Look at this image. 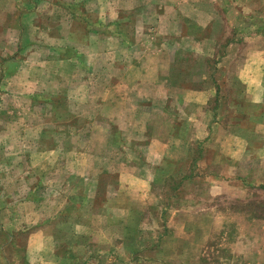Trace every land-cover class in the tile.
I'll use <instances>...</instances> for the list:
<instances>
[{
	"label": "crops",
	"instance_id": "obj_1",
	"mask_svg": "<svg viewBox=\"0 0 264 264\" xmlns=\"http://www.w3.org/2000/svg\"><path fill=\"white\" fill-rule=\"evenodd\" d=\"M222 3L224 8L220 7ZM230 3L234 6H228ZM216 5L218 8L212 12H204L192 1L172 0L168 6L158 7L153 29L167 32L169 38L152 43L145 50L136 47L139 43L137 35V42L131 45L121 32L104 35L102 40L106 42L113 38L120 40L118 49L110 46L104 51L105 60L108 59L105 65H110L105 69L110 86L105 88L111 93L120 92L122 100L128 99L131 111L128 117L116 119L131 136L134 129L136 132L141 129L143 135L136 140V147H130L121 130L116 131V138L111 141V146L118 147V152L109 159L110 163L113 162L111 158L119 160L118 177L114 184L105 186V191L113 190L114 194L97 199L101 175L110 176L112 173L110 168L98 171L93 161V170L98 171V177L94 185L92 182L88 201L57 200L56 207H60L53 213V218L43 210L36 217L27 215V221L35 223V226L26 233L25 246L21 251L17 247L21 234L16 230L19 214L15 200V191L19 188L15 182L2 185L6 181L4 175L14 170L11 163L9 167H2L9 171L0 174V264H20L16 263L18 252L23 255L21 264H74L75 258L80 264H103L95 256L89 257L90 247L85 243L88 234H94L93 231L98 229L105 232L107 239L125 246L129 235L134 233L140 222L145 221L146 212L160 204L163 178L182 177L178 189V198L181 199L193 183L194 187L202 189L204 182H215L217 189L224 190L225 181L231 180L233 194L238 198L247 197L251 189L264 184V0H216ZM219 10L222 16L215 13ZM123 19L117 16L119 23ZM221 24L224 32L214 34V26ZM195 26L202 31L201 34L194 33ZM15 27L12 26L14 30ZM120 48L123 54H118ZM58 51L63 52L64 47L60 46ZM132 51L135 54L131 56ZM180 52L185 53L184 57L177 55ZM86 55L88 60L95 57L91 52ZM74 57L76 59H72ZM77 58L73 54H60L54 62L76 60L73 62L78 66L81 58ZM118 63L120 71L117 73ZM17 64L19 61L15 57L5 60L3 69L6 77H17L16 69H11ZM114 65L115 74L109 71ZM85 83H77L76 96L88 95ZM132 95L141 97L140 102H131ZM149 127L151 135L145 140V131ZM162 128L165 129L162 131ZM194 144L201 147L198 167L194 162ZM52 145L36 153L27 151L19 155L28 164H32L34 155L38 160L49 150L57 151L58 157V150H61L59 141ZM180 146L181 153L175 159L173 150ZM69 154L74 166L73 180L74 176L80 180L79 175L87 170H81L83 155L90 166L89 159L98 157L81 149ZM100 157L107 158L106 155ZM9 159L13 160L10 155ZM39 173L44 174L42 170ZM36 183H41V186ZM45 183L48 185L43 177H38L35 183L31 182L26 187L28 195L25 199L31 213L42 207L38 202H44L43 196L39 198L34 192L51 190ZM56 188L60 190L61 186L55 185L52 190ZM72 189L75 191L74 181ZM80 189L78 184L76 190ZM88 189L91 188L88 186ZM261 220L264 221V217ZM54 222L64 224L63 230H51L52 226L48 224ZM251 234L236 240L241 243L238 253L252 248ZM105 252L113 253L111 249ZM82 256L89 259L83 262Z\"/></svg>",
	"mask_w": 264,
	"mask_h": 264
},
{
	"label": "rangeland",
	"instance_id": "obj_2",
	"mask_svg": "<svg viewBox=\"0 0 264 264\" xmlns=\"http://www.w3.org/2000/svg\"><path fill=\"white\" fill-rule=\"evenodd\" d=\"M171 1L0 0V174L8 173L9 169L4 171L2 167H9L11 163L14 170L4 175L6 181L2 185L15 182L19 188L15 191L19 214L16 230L21 234L18 250H23L26 233L35 226V223L27 221V215L36 217L43 210L53 218V213L60 207H56L57 200L87 202L92 182L94 185L100 169L110 168L112 175H101L97 199L114 194L113 190L105 191V186L114 184L118 177L119 160L111 158L112 163L109 160L118 152V147L111 146V141L116 138V131L121 130L130 147H136V140L142 137L143 132L134 129L131 136L116 119L128 117L131 111L128 109V99H124L127 101L122 106L124 100L120 92L111 93L105 88L110 86V79L105 74V69L110 65H105L108 59L105 60L104 51L110 46L118 49L120 40L113 38L106 42L102 39L110 32H121L131 45L137 42V35L139 43L136 47L144 50L152 43L165 41L169 38L167 32L153 29L155 12L158 7L168 6ZM178 1H192L204 12H212L217 7L216 0ZM228 6L234 5L230 3ZM215 13L222 16L221 10ZM117 16L123 17L124 21L119 23ZM12 26H16L15 30ZM144 26L151 28L145 29ZM194 29L195 34L202 33L196 26ZM212 30L216 35L224 32L222 24L215 25ZM60 46L64 47L63 52L58 51ZM121 49L117 51L118 54H123ZM89 52L95 54L93 59H86ZM60 54L76 55L77 59L81 58V63L78 62L76 66L73 62L76 60L54 62ZM133 54L135 51L131 56ZM184 54L180 52L177 55L184 57ZM168 55L172 56L170 53ZM10 57L19 61L17 67L11 68L16 69L17 77L14 78L6 77L3 69L5 60ZM109 71L115 74V65ZM119 71L118 63L117 73ZM85 76L87 80H84ZM79 81H86L89 90L85 89V93L88 95L76 96L75 87ZM140 100L141 97L135 95L130 98L131 102ZM110 116L116 117L111 119ZM106 120L109 121L105 123ZM150 135L151 127L145 131L144 139L147 140ZM57 141L61 148L58 157L57 151L51 150L38 160L34 155L32 164L20 157L27 151L36 153L41 148H50ZM78 149L98 157L89 159L90 166L83 155L81 170L83 172L86 168L88 171L79 175L80 180L76 176L73 180L74 166L69 152ZM192 149L198 167L201 147L194 144ZM181 150L182 146L173 150V158L176 159ZM8 154L13 160L9 159ZM93 161L97 164L94 165L97 172L93 170ZM39 170L44 174L41 175ZM41 176L48 183L45 186L51 190L44 189L42 192L39 189L34 192L39 198L43 196L44 202H38L42 207L38 208V212L31 213L25 199L28 195L26 187ZM41 183L36 184L41 186ZM78 184L81 185L80 191L76 190ZM160 184V204L146 212L145 221L140 222L134 233L129 235L124 248L107 239L103 234L105 232L96 229L94 234H88L85 241L90 247L89 257L95 256L103 264H264V221L261 220L264 217V184L251 189L247 197L238 198L233 194L231 180L225 181L224 190L217 189L215 182H204L202 189L194 187L193 183L184 199L178 198L181 176L163 178ZM55 185L61 186V189L52 190ZM57 223L48 224L54 232L63 230L65 226ZM250 233L252 248L238 253L241 243L236 240ZM126 246L128 251H125ZM109 249L113 253H104ZM22 256L18 252L16 263L23 262ZM87 257L82 256L81 261H87ZM74 264H80L78 258L74 259Z\"/></svg>",
	"mask_w": 264,
	"mask_h": 264
}]
</instances>
